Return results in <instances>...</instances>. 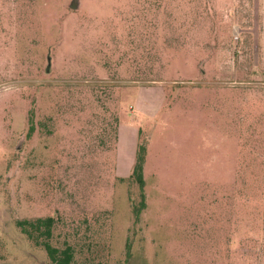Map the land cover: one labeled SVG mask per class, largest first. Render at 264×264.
<instances>
[{"label": "rangeland", "instance_id": "374dc122", "mask_svg": "<svg viewBox=\"0 0 264 264\" xmlns=\"http://www.w3.org/2000/svg\"><path fill=\"white\" fill-rule=\"evenodd\" d=\"M46 216L71 264H264V0H0V264Z\"/></svg>", "mask_w": 264, "mask_h": 264}, {"label": "trees", "instance_id": "16d2710c", "mask_svg": "<svg viewBox=\"0 0 264 264\" xmlns=\"http://www.w3.org/2000/svg\"><path fill=\"white\" fill-rule=\"evenodd\" d=\"M35 130L33 113L30 115V126L28 130V137L32 135ZM147 158L146 143H139L136 162L133 167L130 179L138 184L140 190V201L133 205V212L135 220L140 218L142 211L147 207L146 193H145V178L144 167ZM54 216L37 217L36 219L18 220L17 225L22 232L27 234L29 238L34 239L38 244L44 246L50 259L56 264H71L74 260V250L71 245H67L61 249L53 245L50 239L53 236L54 226L56 224ZM41 238L44 240L40 241Z\"/></svg>", "mask_w": 264, "mask_h": 264}, {"label": "water", "instance_id": "95a60500", "mask_svg": "<svg viewBox=\"0 0 264 264\" xmlns=\"http://www.w3.org/2000/svg\"><path fill=\"white\" fill-rule=\"evenodd\" d=\"M76 3L79 4V0H76Z\"/></svg>", "mask_w": 264, "mask_h": 264}]
</instances>
